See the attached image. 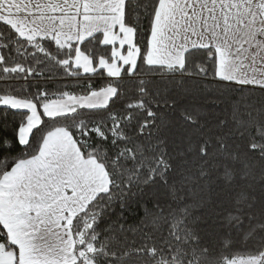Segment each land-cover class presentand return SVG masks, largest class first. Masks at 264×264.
<instances>
[{"label":"snow or ice","instance_id":"1","mask_svg":"<svg viewBox=\"0 0 264 264\" xmlns=\"http://www.w3.org/2000/svg\"><path fill=\"white\" fill-rule=\"evenodd\" d=\"M0 264H264V0H0Z\"/></svg>","mask_w":264,"mask_h":264},{"label":"trees","instance_id":"2","mask_svg":"<svg viewBox=\"0 0 264 264\" xmlns=\"http://www.w3.org/2000/svg\"><path fill=\"white\" fill-rule=\"evenodd\" d=\"M75 90H77V91H78V89H75Z\"/></svg>","mask_w":264,"mask_h":264}]
</instances>
